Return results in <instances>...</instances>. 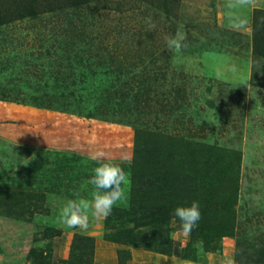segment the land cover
<instances>
[{"label":"rangeland","instance_id":"obj_1","mask_svg":"<svg viewBox=\"0 0 264 264\" xmlns=\"http://www.w3.org/2000/svg\"><path fill=\"white\" fill-rule=\"evenodd\" d=\"M181 25L186 46L170 50ZM167 140L182 166L224 170L210 210L192 177L179 178L201 219L188 236L170 222L176 254L105 240V218L91 213L86 232L61 223L68 200L90 199L94 151L130 156L131 180L135 159L166 160ZM0 172L12 189L28 178L44 194L30 218L0 210V264H37L39 252L67 264L74 234L92 237V264H121L117 250L131 253L123 264H232L238 239L264 264V0H0ZM216 222L228 233L205 243L201 230ZM47 228L60 230L55 248Z\"/></svg>","mask_w":264,"mask_h":264},{"label":"trees","instance_id":"obj_2","mask_svg":"<svg viewBox=\"0 0 264 264\" xmlns=\"http://www.w3.org/2000/svg\"><path fill=\"white\" fill-rule=\"evenodd\" d=\"M186 142L190 143V141ZM174 144L173 141L168 140L165 143L170 153L166 160H160L157 155L150 157V159L134 160L131 169L132 179L128 188L129 204L126 207L114 206L111 215L105 218L103 233L105 240H113L161 254H176L177 252L173 247L168 232L170 230V222L173 219H178L174 215L175 208L185 206V203L181 200L183 191L178 186L179 178L182 175L186 178L192 177L196 186L195 190L200 193L201 197L208 198L206 207L210 210L211 201L209 198L216 195L220 185L219 182H222V178L220 179L221 174L224 172V170L221 171L222 163L213 159V162L211 161L203 168L192 163L193 168L191 170V168L182 166L184 162L180 155L177 154L176 156L174 154ZM150 145L156 146L158 150L160 144L157 142V144ZM177 157L181 162L175 164ZM215 158L218 159L217 156ZM185 163L188 164L189 162ZM0 173V210L3 209V212L8 216L16 215L19 218H30V214L37 212L41 207L39 202H42L44 194L34 193V190L30 189L32 183L28 182V178L18 177V181H16L18 185L15 186V189H12L11 184L8 183V178H4L8 176H5L4 172ZM62 178H58V181H62ZM233 193L234 189L232 188L227 195L231 196ZM187 200H190V198ZM230 205L231 202L223 201L219 208V217L225 213H230ZM109 230L118 231V233H121V238L117 236L110 237ZM47 231L50 233L49 237L51 239L49 245L52 246L54 244L53 248H55L60 230L47 228ZM228 231L222 223L218 225L216 222L204 227L201 233L203 241L208 243L206 239L227 234ZM74 242H76L74 249L79 252H71L65 262L67 264H92V237L74 234ZM85 242H87L86 246L90 249V255L87 258H83L82 254V247ZM32 251H37V249ZM232 252V264H262L260 255L255 250V245L252 242L238 239L235 241ZM124 253L125 255H123ZM54 256L51 252L49 257L46 255L44 257L43 252H39L35 254L34 258L41 260L37 264H51ZM182 257L188 258V255L186 254ZM44 258H49L48 262H42ZM117 258L118 262L123 264L131 258V253L127 250H117Z\"/></svg>","mask_w":264,"mask_h":264},{"label":"clouds","instance_id":"obj_3","mask_svg":"<svg viewBox=\"0 0 264 264\" xmlns=\"http://www.w3.org/2000/svg\"><path fill=\"white\" fill-rule=\"evenodd\" d=\"M241 2L246 3L247 0ZM154 28L155 24L149 20L148 30L152 31ZM165 39L168 49L179 51L186 46L184 42L187 40V34L181 25L173 36ZM89 158L96 162L94 175L89 181L93 186L90 199H70L60 211V221L63 225L85 232L89 229L90 213L96 219L107 218L114 206L127 201L130 178L122 165L132 162L128 155H124L119 162L113 161L103 150L94 151ZM174 215L181 222L183 234L188 236L201 219L200 204L194 200L190 206H178Z\"/></svg>","mask_w":264,"mask_h":264}]
</instances>
